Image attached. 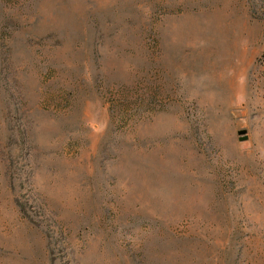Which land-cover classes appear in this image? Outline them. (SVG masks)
Returning <instances> with one entry per match:
<instances>
[{"label":"rangeland","instance_id":"rangeland-1","mask_svg":"<svg viewBox=\"0 0 264 264\" xmlns=\"http://www.w3.org/2000/svg\"><path fill=\"white\" fill-rule=\"evenodd\" d=\"M0 264H264V0H0Z\"/></svg>","mask_w":264,"mask_h":264}]
</instances>
